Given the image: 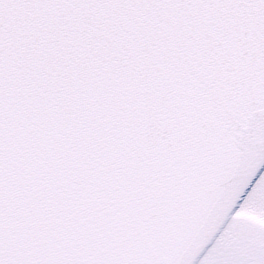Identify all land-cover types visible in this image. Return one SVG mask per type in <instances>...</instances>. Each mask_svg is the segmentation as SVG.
<instances>
[{"label":"snow or ice","instance_id":"obj_1","mask_svg":"<svg viewBox=\"0 0 264 264\" xmlns=\"http://www.w3.org/2000/svg\"><path fill=\"white\" fill-rule=\"evenodd\" d=\"M0 264H264V0H0Z\"/></svg>","mask_w":264,"mask_h":264}]
</instances>
